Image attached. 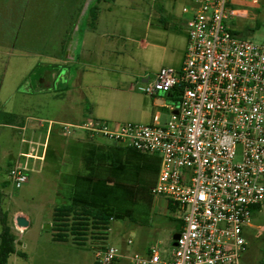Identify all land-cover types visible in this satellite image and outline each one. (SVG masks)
Here are the masks:
<instances>
[{
  "label": "crops",
  "instance_id": "0c3cea01",
  "mask_svg": "<svg viewBox=\"0 0 264 264\" xmlns=\"http://www.w3.org/2000/svg\"><path fill=\"white\" fill-rule=\"evenodd\" d=\"M102 2L100 10L105 14H99L95 28L75 31L82 34L77 57L70 54L57 60L49 56L36 61L26 77L15 76L7 91L3 90L5 78L0 81V97H5L0 104V136L5 134L16 144L15 155L8 157L14 166L25 171L27 182L30 176L55 179L53 199L47 204L50 217L32 219L40 221V230L45 225L50 230L55 207L84 203L111 213L121 209L128 221L132 219L139 226L140 251L134 253L146 255L148 248L156 245L159 254L163 247L169 248L172 255V236L182 227L176 208L170 211L168 200L162 197L134 201L136 189L153 196L150 190L160 167L158 156L134 153L123 144L101 136L90 137L79 129L65 132L62 126L88 121L115 125L119 120L152 124L155 116L158 124L166 123L177 108L179 95L175 88L149 96L131 87L151 82L162 67L180 70L190 17L183 9L189 3L186 0L178 14L164 9L162 3H154L135 12L133 23L115 36L108 27L115 0ZM84 36H89L87 45ZM72 49L70 45V53ZM154 157L158 159L156 164ZM1 161L2 158L0 164ZM18 216L28 222L26 228L16 227ZM141 216L146 217L142 220ZM31 218V213L15 211L7 219L15 237V253L7 264H17L18 258L32 264H48L52 261L48 252L53 245L68 243L53 242L51 233L44 237L39 232L37 237L26 236L33 224ZM16 232L20 237L16 238ZM30 242L35 247L27 252ZM160 258L164 261L161 255ZM115 264L129 261L122 258Z\"/></svg>",
  "mask_w": 264,
  "mask_h": 264
},
{
  "label": "built area",
  "instance_id": "2783aa9c",
  "mask_svg": "<svg viewBox=\"0 0 264 264\" xmlns=\"http://www.w3.org/2000/svg\"><path fill=\"white\" fill-rule=\"evenodd\" d=\"M187 1L180 70L162 67L151 82L131 87L149 96L180 87L170 119L162 125L155 116L149 125L62 126L158 156L150 193L170 201L182 222L168 262L156 245L146 255L105 245L93 251L94 264L122 258L129 264H239L248 246L246 231H263L253 224L252 209L264 208V44L233 34L232 24L246 18V3L258 0ZM8 176L17 188L27 182L17 165Z\"/></svg>",
  "mask_w": 264,
  "mask_h": 264
},
{
  "label": "rangeland",
  "instance_id": "374dc122",
  "mask_svg": "<svg viewBox=\"0 0 264 264\" xmlns=\"http://www.w3.org/2000/svg\"><path fill=\"white\" fill-rule=\"evenodd\" d=\"M89 2L86 0H0V81L5 78L3 90L7 91L13 86L15 76L28 75L36 61H44L45 57L49 56L57 60L66 59L70 54L72 58L77 57L82 34L75 31L88 28ZM154 3V6L162 3L164 9L172 10L174 14H178L186 0H115V4L112 6L113 19L108 25L109 31L114 32L115 36L124 33L126 27L133 23L134 13L146 10ZM103 5L102 1L97 4L99 9L97 17L99 14L104 16L105 13L100 10ZM243 7L248 11L246 18L236 19L232 22L236 32L242 39L264 44V0H258L255 5L246 3ZM87 38L84 39L86 45L88 44ZM70 45L73 48L71 53ZM57 67H61L60 64ZM4 98L3 95L0 97V104ZM25 100L28 101L30 98H25ZM121 123L146 125L150 122L136 123L119 120L117 124ZM16 150V144L7 135L0 136V158H2L0 164V209L7 215V219L11 218L15 211L31 213V220L50 217L47 204L53 199L55 179H51L50 176L41 178L30 176L27 183L19 188L15 187L6 171L14 166L8 155H15ZM153 159L155 160L154 164L158 163L156 157ZM9 163L11 167L8 169ZM146 179H148L147 175ZM144 184L146 185L145 181ZM142 189H144L143 186ZM156 198L151 196V199ZM111 214L118 217L111 220L109 224L105 244L114 246L127 255L140 251L137 247L139 226L134 224L132 219L131 222L128 221L121 209ZM144 217L146 216H141V219L143 220ZM146 220L147 218L143 222ZM252 222L263 231L261 232L259 229L246 231L245 238L248 246L240 258L239 264H264V208L254 213ZM32 223L26 236L37 237L39 232L44 237L50 233L46 225L45 228L39 229L40 221ZM18 237L20 235L16 232V238ZM128 239L132 240V245L126 244ZM29 245L27 252L35 247V245L32 247L31 242ZM89 246V243L83 248H77L70 242L55 244L48 252L52 258L48 264H92L93 251L98 247L92 250ZM160 250L162 259L166 262L170 261L169 248L162 247ZM16 260L17 264H32L24 262L21 258ZM12 261L13 257H11Z\"/></svg>",
  "mask_w": 264,
  "mask_h": 264
},
{
  "label": "trees",
  "instance_id": "16d2710c",
  "mask_svg": "<svg viewBox=\"0 0 264 264\" xmlns=\"http://www.w3.org/2000/svg\"><path fill=\"white\" fill-rule=\"evenodd\" d=\"M95 1V2H93ZM102 0H92L88 4V27L94 29L97 21L99 9L97 4ZM96 4V5H95ZM258 28V26H256ZM233 34L238 35L235 31ZM177 94L180 95V87H175ZM130 151L136 152L133 149ZM149 194V193H148ZM142 193L136 189L134 193V201L151 200L150 194ZM168 209L174 211L175 208L168 201ZM259 208L254 207L252 213L258 212ZM118 216H113L110 211L104 208L93 207L89 204L75 203L68 207H55L52 214V224L50 233L53 242L67 243L70 242L76 247L83 248L87 243L89 248L105 246L107 240V232L111 220ZM0 264H7L10 255L15 253V237L8 223L7 215L0 209ZM180 231V230H178Z\"/></svg>",
  "mask_w": 264,
  "mask_h": 264
},
{
  "label": "water",
  "instance_id": "95a60500",
  "mask_svg": "<svg viewBox=\"0 0 264 264\" xmlns=\"http://www.w3.org/2000/svg\"><path fill=\"white\" fill-rule=\"evenodd\" d=\"M15 225L17 228L22 229V228H26L28 225V222L25 220V218H23L22 216H18L15 218ZM179 238V233H175L172 236V246L175 247L176 246V241Z\"/></svg>",
  "mask_w": 264,
  "mask_h": 264
}]
</instances>
